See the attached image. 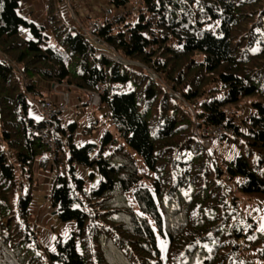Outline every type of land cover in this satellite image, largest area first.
I'll use <instances>...</instances> for the list:
<instances>
[{"label": "trees", "instance_id": "16d2710c", "mask_svg": "<svg viewBox=\"0 0 264 264\" xmlns=\"http://www.w3.org/2000/svg\"><path fill=\"white\" fill-rule=\"evenodd\" d=\"M20 1L0 0V264H264V221L243 209L264 201V0H110L123 10L90 37L138 65L62 21L64 0L42 23ZM43 82L96 93L115 133L76 141L62 110L44 117ZM36 168L72 225L50 244Z\"/></svg>", "mask_w": 264, "mask_h": 264}, {"label": "rangeland", "instance_id": "374dc122", "mask_svg": "<svg viewBox=\"0 0 264 264\" xmlns=\"http://www.w3.org/2000/svg\"><path fill=\"white\" fill-rule=\"evenodd\" d=\"M138 1L139 0H129L130 3L134 4H136ZM64 2L65 3L61 8L62 10L59 13L60 19L70 25L74 24V27L76 25L77 28L84 32H88L91 29L93 23L98 24L103 19L112 21L116 12L118 10H123V8L118 9L114 7L110 3V0H64ZM45 10L46 5L44 11ZM38 17H40V15ZM133 17V15L129 16L130 19ZM43 20L39 22H43ZM105 51L117 61H123L130 65H138L136 62L125 60L111 47L106 48ZM152 75L156 78L154 74ZM42 85L45 101L40 103V106L44 103H48L50 106H52L51 109L54 111L62 110L64 120L68 119V117H71V119L79 123V128L76 129V141L80 142L86 139L96 141L100 136L101 130L104 128L115 133L114 127L108 121H106V118L103 116V113L106 110L103 106H99V97L96 93L81 91L65 84H51L49 82H43ZM248 100L249 99H243V101L238 104L237 113L238 111L240 112L238 115L246 113L248 109ZM86 101H88V106L83 105V103ZM31 112L34 117H36V112L33 109ZM93 121H97L98 124L92 131V135L84 138L81 137L79 134L80 128ZM227 150L228 149L226 146H224V151L226 152ZM79 173L86 177L88 171L84 168H79ZM46 174L47 172L38 170L36 168L34 178L36 186L34 188V201L31 206V215L33 221L37 225L36 228L40 233V239L43 243L50 244L54 237V231L66 233L68 230H70L72 225L70 223H60L56 219L55 212L49 203V189L53 178V173H49L48 176H46ZM243 209L253 214V216L257 218L260 223L264 221V201L259 199L247 200L244 198ZM156 240L160 254L163 258L166 240L158 236Z\"/></svg>", "mask_w": 264, "mask_h": 264}, {"label": "crops", "instance_id": "0c3cea01", "mask_svg": "<svg viewBox=\"0 0 264 264\" xmlns=\"http://www.w3.org/2000/svg\"><path fill=\"white\" fill-rule=\"evenodd\" d=\"M46 3V0H21L19 2L18 10L24 18L35 21L37 23H42L39 21H42L44 19V9ZM64 3L65 2L63 1L62 6ZM39 15L40 17H38ZM44 34L52 39V34L49 29L45 28Z\"/></svg>", "mask_w": 264, "mask_h": 264}, {"label": "built area", "instance_id": "2783aa9c", "mask_svg": "<svg viewBox=\"0 0 264 264\" xmlns=\"http://www.w3.org/2000/svg\"><path fill=\"white\" fill-rule=\"evenodd\" d=\"M97 25H98L97 23H93V25L91 26V29L88 32H86V37L89 38L97 48L105 51L106 48H108V47H106V44L100 38H98L96 36L90 37L91 30H93ZM51 108H52V106H50V104H48V103H46V104L44 103L43 105H41V109H42V112L44 114V117H48L49 115L54 113V110ZM46 129H47L46 127L41 128V129H39V132H40V134L44 140H49V138L47 136Z\"/></svg>", "mask_w": 264, "mask_h": 264}, {"label": "bare ground", "instance_id": "6f19581e", "mask_svg": "<svg viewBox=\"0 0 264 264\" xmlns=\"http://www.w3.org/2000/svg\"><path fill=\"white\" fill-rule=\"evenodd\" d=\"M142 179V178H141Z\"/></svg>", "mask_w": 264, "mask_h": 264}]
</instances>
